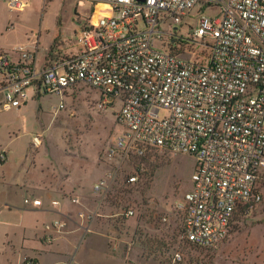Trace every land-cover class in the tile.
<instances>
[{
  "label": "built area",
  "instance_id": "obj_1",
  "mask_svg": "<svg viewBox=\"0 0 264 264\" xmlns=\"http://www.w3.org/2000/svg\"><path fill=\"white\" fill-rule=\"evenodd\" d=\"M85 1L91 14L66 52L50 50L40 64L25 48L16 50L17 61L0 53V113L23 108L29 92L59 95L60 112L65 94L86 86L101 108L120 104L122 132L106 162L141 161L157 151L192 157L191 186L176 206L183 231L172 255L174 263L188 264L186 248L217 249L232 222L264 198V0ZM7 2L17 11L28 6ZM193 48L208 50L204 61L188 57ZM137 169L128 184L139 182ZM110 179L95 186L98 195L110 190ZM24 202L43 205L39 198Z\"/></svg>",
  "mask_w": 264,
  "mask_h": 264
},
{
  "label": "rangeland",
  "instance_id": "obj_2",
  "mask_svg": "<svg viewBox=\"0 0 264 264\" xmlns=\"http://www.w3.org/2000/svg\"><path fill=\"white\" fill-rule=\"evenodd\" d=\"M46 1L54 4L45 7ZM88 11L85 0H28V6L20 11L11 10L7 0H0V23L8 21L9 26L14 25L12 31L7 32L4 27L0 30V45L12 46L26 40V35L31 37L32 33L40 31L42 57L49 45L54 50L61 40H67L73 32L78 33L89 16ZM98 16L95 13L92 17ZM62 21L65 28L62 35H56ZM193 53L204 61L208 50L200 52L193 48L188 57H195ZM61 100L59 95L44 96L20 111L0 114V158L8 153L13 170L10 179L15 176H26L34 182L51 179L50 176L44 178L46 173L37 169L25 174L30 158L25 161L21 174H16L18 163L25 159L32 141L35 146V138L49 146L47 155L42 147L38 160H55L62 175L70 174L74 180L85 179L92 183L102 170V179L111 177L110 190L105 195L97 194L95 202L87 197L86 208L100 215V223L110 225L113 240H123L126 252L136 263V257H140L157 264H177L172 255L182 235L184 213L176 206L190 189L195 160L188 155L157 151L141 161L124 159L121 162L117 157L108 163L107 149L122 132L117 121L120 104L101 108L97 92L86 86L68 91L63 98L64 109L57 112ZM137 166L139 182L130 185L127 178ZM6 192L11 194L13 189ZM130 210L134 211L133 216L126 215ZM185 252L188 264H264V198L251 213L240 214L232 222L228 237L217 249L186 248Z\"/></svg>",
  "mask_w": 264,
  "mask_h": 264
},
{
  "label": "crops",
  "instance_id": "obj_3",
  "mask_svg": "<svg viewBox=\"0 0 264 264\" xmlns=\"http://www.w3.org/2000/svg\"><path fill=\"white\" fill-rule=\"evenodd\" d=\"M45 4V7H48L54 2L46 1ZM87 6L90 16V5L87 3ZM107 12L110 13L111 10L107 9ZM7 22L5 21L3 25L0 23V30L4 27L5 31H12L14 25L9 26ZM64 28L62 21V24L57 26L56 35H62ZM73 33L67 40H61V44L54 50L66 52L67 41L72 38ZM25 39L12 46L0 45V53H8L13 60L17 61L16 50L25 48L35 52L37 64H40L49 51L53 50L52 45H49L40 57V31L32 33L31 37L26 35ZM41 98L34 97L29 92L28 100L23 108ZM42 147L45 148L47 155L49 148L47 144L38 142L34 146L33 141L30 143L26 149L25 159L18 163L16 174H21L25 161L30 158L31 163L27 169L25 168V174L28 170L37 169V172L46 173L44 178L50 176L49 181L40 179V182H34L26 176L22 178L15 176L10 179L13 170L8 162V153L2 154L5 159L0 158L2 168L0 173V264H28L32 260L35 264H157L140 257H136L137 263L132 260L130 253L126 252L124 241L113 240L109 234L110 225L100 223L98 221L100 215L86 208L85 199L91 198V201H96L98 195L95 192V186L104 176L102 170L92 183L85 179L74 180L70 174L62 175L61 168L54 163L55 160L50 162L38 160L40 152L43 151ZM59 177L61 180H58ZM10 188L13 189L11 194L6 192ZM29 197L41 199L43 205L41 207L26 205L24 200ZM72 198H80L81 204H73L70 201ZM54 200L59 201L60 205L52 206L51 202ZM81 213H84V218H80ZM54 222L65 224L61 232L55 228L47 229V226Z\"/></svg>",
  "mask_w": 264,
  "mask_h": 264
},
{
  "label": "bare ground",
  "instance_id": "obj_4",
  "mask_svg": "<svg viewBox=\"0 0 264 264\" xmlns=\"http://www.w3.org/2000/svg\"><path fill=\"white\" fill-rule=\"evenodd\" d=\"M98 19H99V16L98 17H93V22H96Z\"/></svg>",
  "mask_w": 264,
  "mask_h": 264
}]
</instances>
